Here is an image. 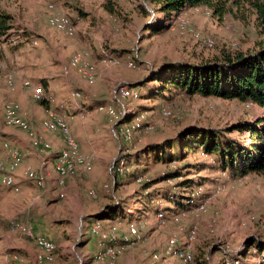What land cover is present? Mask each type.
Wrapping results in <instances>:
<instances>
[{
  "label": "rangeland",
  "instance_id": "1",
  "mask_svg": "<svg viewBox=\"0 0 264 264\" xmlns=\"http://www.w3.org/2000/svg\"><path fill=\"white\" fill-rule=\"evenodd\" d=\"M100 1L3 2L4 9L13 16L14 32L11 35L13 40L8 38L0 42V130L20 131L5 121L4 105L12 101L18 105L20 116L29 107L40 111L39 126L38 123L35 125V131L30 126L32 135H26L32 139L40 137L42 145L44 136L50 133L42 127V122L49 117L47 111L63 117L70 130L74 129L81 136L84 131L89 133L88 140L97 157L94 165L91 157L87 156L91 160V168L88 171L78 170L64 181L62 187L67 180L77 179L82 182L77 194L94 202L101 186L109 198L107 206L119 203L126 218L104 221V217L100 216L102 219L93 220L87 233H84L86 227L80 222L81 212L74 209V205L71 208L67 205L68 198H57L55 206H46L48 200L43 199L42 190L45 188V173L26 166L25 175L26 169L30 168L44 180V184L37 185L35 180L26 175L37 188L26 183L18 195H7V192L0 195V264L18 262L20 253L14 246L19 249V246L25 247L30 263L35 259V264H61V261L92 264V260L109 264L94 259L95 254L106 247L90 232L95 222H99L105 232L112 226L118 229L116 242L117 245H123L124 250L114 264H119L121 258L127 261L122 264H184L178 257L184 249H188L192 255L191 264H264L261 256L247 244L248 240L264 241V176L248 175L240 178L215 170L213 158L202 154L200 150L185 155L179 146L166 150L165 156H171L173 162L161 159L156 151L164 142L178 139L179 133L187 128L226 132L228 138L242 142L246 134L227 131L239 123L257 122L264 117V109L236 100L187 96L178 92L169 95L166 88L161 93V84L150 81L161 76L160 70L168 64H199L223 54L254 50L262 39L254 19L250 17L242 22L228 14L218 20L207 16L205 11L204 14L200 13V8H191L180 13L170 26L169 19L154 11L149 0H102L101 6ZM49 5L54 6L53 11ZM104 5L115 9L116 14H109L108 17ZM54 12L66 15L75 25L77 21L72 16L81 17L83 22L80 31L77 32L76 25L71 38L56 31L48 24ZM180 16L188 18L189 23L184 26L187 28L181 29L176 24ZM149 24H164L166 28L156 34L144 31ZM205 39L211 40L213 45L209 47L203 44ZM82 52L87 54V60L95 70V79L91 82L82 78L79 67L70 64L75 55ZM129 61L135 63V69L127 65ZM71 72H75L87 85V93L73 86L63 94L55 93L58 87L48 88L46 82L56 85L64 80V73L70 76ZM7 77L12 78L13 90L7 86ZM41 80H45V84H40ZM25 82H29L32 88L25 87ZM21 84L23 88L31 89V94L22 89ZM36 86L42 88L46 96H51L53 102L35 101L32 90ZM121 87L136 90L138 97L117 100L116 93ZM74 92L80 93L79 99H73ZM155 96L160 97L155 99ZM107 104L120 114L114 124L105 112L97 111V108ZM142 113L143 126L133 132L132 121ZM82 125H85L84 129ZM121 125L132 134V140L124 141L120 137L118 132ZM53 141L54 145L51 146L56 154L60 142H64L58 134ZM4 145L18 150L21 155L16 146L4 143L1 148L7 152V161L8 149ZM48 148L49 145H44V152ZM144 149L149 151L145 152ZM121 156L127 159L132 172L127 176L116 177L113 169L117 158ZM215 171L218 177L210 180L208 175ZM138 176L144 178V183H136ZM191 180L201 184L194 190L200 188L202 193L207 194L197 205L204 202V211L196 212L191 210L192 207L189 212H179L177 215L164 213V217L158 219L159 209L164 210L168 204L166 195L170 193L176 198L181 195L187 197L193 189L190 191V187L184 183ZM118 186L119 192L113 195ZM77 204L80 205V202L76 201ZM56 218H65L67 221L55 225L52 221ZM129 225L137 231V237L129 234ZM24 227L51 241L54 244L53 251L38 249L34 240L20 230ZM192 230L196 235L189 242ZM83 233V240L90 244L86 249H83L85 242L81 243ZM76 240H80L79 243ZM171 240L175 241L174 247H170ZM83 252L91 253L87 260ZM234 257L240 260L230 262Z\"/></svg>",
  "mask_w": 264,
  "mask_h": 264
},
{
  "label": "trees",
  "instance_id": "2",
  "mask_svg": "<svg viewBox=\"0 0 264 264\" xmlns=\"http://www.w3.org/2000/svg\"><path fill=\"white\" fill-rule=\"evenodd\" d=\"M4 1L0 0V41L10 38L12 35L10 31L13 29V16L1 6ZM149 2L153 5L154 11L164 14L169 19L170 26L180 13L196 7L200 8V13L205 11L207 16H213L218 20L228 14L242 22L252 17L262 38L254 50L223 54L221 57L199 64H168L160 70V78L155 76L157 79L152 78L150 81L161 84V93H164L166 88L169 95L178 92L187 96L236 100L264 109V0H149ZM104 9L110 15L116 14L115 9L108 5H104ZM165 28L164 24H149L144 31L156 34ZM156 97L160 96H155V99ZM232 132L246 134L245 140L239 142L228 138L226 132L213 129L187 128L179 133L178 139L164 142L156 151L161 159L173 162L171 156H165L166 150L179 146L184 155L190 152L195 154L200 150L202 154L213 158L215 170L240 178L248 175L264 176V117L250 124L246 122L236 124L227 131ZM127 164L130 167L128 161ZM131 172L132 170L125 175ZM113 174L116 177H123L117 176L114 169ZM184 184L190 187V191L193 189L192 192L187 197L181 195L180 198L168 193L166 195L168 204L164 210L159 209V213L177 215L179 212H189L207 195L202 193L200 188L194 190V187L201 185L198 182L191 180ZM121 211L119 203L106 206L100 214L92 216V221L99 219L100 216L104 217V220H123L126 217ZM247 244L264 260L263 240L257 242L248 240ZM238 258L234 257L230 262L240 260Z\"/></svg>",
  "mask_w": 264,
  "mask_h": 264
},
{
  "label": "bare ground",
  "instance_id": "3",
  "mask_svg": "<svg viewBox=\"0 0 264 264\" xmlns=\"http://www.w3.org/2000/svg\"><path fill=\"white\" fill-rule=\"evenodd\" d=\"M49 9L52 11L54 10L53 5H49ZM196 10L198 8H195ZM179 16V15H178ZM176 24L180 25V28L182 29L184 26H186L189 23L188 18L180 16L175 21ZM48 24L53 27L56 31L64 33L68 37H73L76 31V25L70 18H68L66 15H62L60 13L54 12L53 15H51L48 19ZM187 28V27H184ZM183 29L182 31H184ZM196 37V36H195ZM203 44H207V46H212V41L209 39H205L203 41ZM34 45H36V42H33ZM87 54H84L83 52L81 54L75 55L74 59L71 61L72 67H79L80 73L82 75V78L87 81L91 82L93 79H95V70L92 64H90L87 60ZM127 65L135 69L136 65L135 63L129 61ZM7 86L10 90H13L12 87V78L7 77ZM29 82H25V87H30ZM32 88V87H30ZM33 99L37 102L46 101V102H53L51 96H46L42 88L40 87H33ZM73 99H79L80 93L74 92L72 93ZM138 95L133 89H128L126 87H121L117 90L116 98L117 100H126L129 98H137ZM4 117L5 121L10 125L18 130L24 132L27 135H32V129L29 125V123L23 118L22 116L18 115L19 107L15 102H7L4 105ZM97 111H103L107 114V116L110 119V122L116 121L118 117V113L116 110L110 106H102L97 108ZM143 113L137 115L134 120L132 121V130L133 132L136 130H140L143 126ZM63 121V123H62ZM42 127L45 131L50 133H58L64 142V149H62L57 157L55 158V164L53 166V172L56 175V180L60 185H63L64 181L68 178H70L74 173H76L78 170H86L88 171L91 168V160L82 156L79 151L78 144L74 138V136L71 134L68 123L66 120L61 117L55 115L53 112L49 114V118L44 120L42 122ZM119 134L121 135L122 139L124 141H130L133 139L132 134L126 129L125 127L120 126L119 128ZM5 149H8V161L7 163H4L2 160H0V184L2 187L9 188L12 192L17 193L19 192V188L17 185H15L14 177L12 175V172L16 170L19 166H21L23 160L22 156L20 155L19 151L14 148H7L6 145H4ZM62 155V159H61ZM130 171V167H128V164L126 162L125 157H119L117 158V161L115 163L114 172L117 176H124ZM27 175L34 179L36 181L37 185H43L44 180L39 178L35 173L31 171L30 168L26 169ZM145 180L143 177H138L136 179V183H143ZM205 208V203H201L198 207L194 208L193 211H200L203 212ZM158 219H162L164 217L163 213L157 214ZM20 230L23 232V234L29 238H32L37 246L38 249L44 251V252H50L54 249V244L46 240L45 238L41 237L40 235L36 234H30L32 232H35L34 230L24 227L20 228ZM118 229L115 226H112L109 231H103L102 227L100 226L99 222H95L90 227V232L95 236V232H98V239L100 240L101 244H106V247H103L102 250H100L98 253L95 254L94 259L98 262H106L109 264H114L116 259L122 254L124 247L123 245H117L118 239H116ZM128 232L132 237H137V231L131 227V225L128 226ZM190 236L188 237V241L191 242L193 238L195 237L196 233L195 231H191L189 233ZM117 241V242H116ZM51 242L52 244L45 245L44 243ZM175 241H170V247H174ZM178 257L184 262V264H191L192 263V255L188 251V249L182 250Z\"/></svg>",
  "mask_w": 264,
  "mask_h": 264
},
{
  "label": "crops",
  "instance_id": "4",
  "mask_svg": "<svg viewBox=\"0 0 264 264\" xmlns=\"http://www.w3.org/2000/svg\"><path fill=\"white\" fill-rule=\"evenodd\" d=\"M101 4H102V0L100 1L99 5L101 6ZM1 6H2V9L5 10L4 7H3V2H2ZM59 10H61V9L59 8ZM6 12L8 14L12 15L9 11H6ZM63 13H67V12H63ZM107 16L105 18H107ZM72 17L74 19H76V21H77V24H76L77 26L76 27H77V32H78L81 29V25H82L81 23L83 22V19L81 17H79V16H72ZM108 17H110V15ZM103 29L105 31H107V33H109V31L106 29V27H103ZM13 32H14L13 30L10 31V33H13ZM10 39L13 40V37H10ZM0 42H3V41L1 40ZM2 47L4 49V46H2ZM15 48H17V46ZM100 56H101V54H100ZM64 75H66L67 77L64 76ZM64 75H63L62 78L65 81L63 80V81L59 82L56 85L55 84H51V82H49V81L46 82L45 80L44 81L41 80V81H39V83L40 84L41 83L45 84V82H46L48 88H50V86L51 87L53 86L52 89L54 87H58L57 88L58 90L55 93H59V94L66 93V90L70 89V86H73L74 88H77V89H82L84 91V93L88 92L87 85L84 82H82L76 76L77 74L75 72H71L70 76H68L67 73H64ZM39 79H46V78H39ZM21 87H22V89L27 90L31 94V89L23 88L22 84H21ZM49 90H51V89H49ZM52 91L54 92L55 90H52ZM134 91H136V90H134ZM49 112H52V111H47V115L48 116H49ZM23 114L28 115V116L26 117ZM22 115L21 116L23 118H25L27 122H29L30 126L35 131V125L38 123V121H39V119L41 117L40 111L37 110L36 108L29 107L28 110H25V112L22 113ZM30 117L33 118V121L31 120ZM38 126H39V123H38ZM82 126H83V129H84L85 125H82ZM119 128H120V126H119ZM69 129H70V127H69ZM70 132L73 133L72 135L75 136L74 138H76L75 140H77L76 142H78L77 144H79L78 147H79L80 154L82 156L86 157V158H88L87 156L91 157L92 163L94 165L95 158H97V157H96L95 151L93 149H91V143L88 140L89 133L84 131V135L81 136L74 129L70 130ZM57 134L58 133H53V134L48 133L47 135L44 136L45 137V139H43L44 145H46V144L49 145L48 150L46 152H44L45 151L44 145H42L40 137L38 139V136H36V138L32 139V138L27 137V135L25 133L21 132V131H17V130H3L2 131V130H0V158L3 159L4 161H7V152L3 148H1V146L4 143H7V142L10 143L11 145L16 146L20 150L21 155L23 157V163H22L21 166H19L20 168L18 167L19 169L17 168L18 169V170L16 169L17 171L14 170L12 172L13 177H14V173H15L14 182H15V185H17V187L19 188L20 191L18 193H14L9 188L0 187V195L5 193V192L8 193L7 195H12V194L18 195L21 192L22 187H24V184H26V183H30L32 186L37 188L34 185V183L27 178V176H26L27 174L25 175L24 167L26 168V166H29V167L32 166L33 168H37L41 172L45 173V175H44L43 173L40 172L41 174H43L45 176V185H44L45 188L42 189V190H43V199L44 200H46V199L48 200L46 206L47 205L48 206L49 205L55 206L56 202H57V200H56L57 198H61V199L68 198L69 199V204H67V203L66 204L68 206H70V208H71L72 205H74L75 206L74 209H76V210L81 212V215L79 216L80 222H81V224L83 226L86 227L84 233H87L88 226L92 222V216L98 215V214H100L103 211V209L108 205V199L109 198L106 197V194L101 190V186L97 190L99 192L97 193L98 196H97L96 201L92 202V201L89 200L90 198L86 199V198H83L82 196L80 197L77 194V190L80 189L79 187H80V185L82 183L79 180H77V179H72L71 181L67 180L63 187H62V185H60L57 182L56 175L53 172V160H55V158L59 154L60 150L64 146V144L61 141L60 142V149H58L57 153L54 154V150H52V146L51 145H54L53 139H54V136H56ZM58 136H59V134H58ZM120 137H121V135H120ZM29 140H30V145L31 146L29 145ZM37 149L41 153L38 152ZM88 159H90V158H88ZM23 170H24V173H23ZM22 174H23L24 178L22 177ZM217 174H218L217 171L211 172V174L208 175V176H210L209 179L210 180L216 179L218 177ZM25 180H27V182ZM119 190H120V187L118 186L116 189H114L113 195L115 193H118ZM69 195H71V197H69ZM72 196H74V197H72ZM76 201H79L81 206L79 204L76 205ZM68 211H69V208L67 209V212ZM69 213H70V211L68 212V214ZM114 220H116V219H114ZM114 220H104V221H114ZM66 221H67V219H65V218H63V219L62 218H56V219H53L52 223L55 224V225H57V224L60 225L62 222H66ZM105 225H108V224H105ZM104 227H107V226H104ZM84 233L81 234V237H82L81 238V243L85 242L83 244L84 245L83 249H86L90 244H86L87 240H83ZM47 237L50 238V236H47ZM79 241L80 240H76V243H79ZM93 241H95V240H93ZM16 247L17 246H14V249H16L20 253V255H18L19 256L18 262H14L15 264H35V259L31 260V263H30V258L27 257L29 255L28 254V250L27 249L25 250L24 249L25 247L23 248L22 246H19V247H21V249L16 248ZM83 253H84L83 257L85 258V260H87L91 253H89V252H87V253L83 252ZM10 256H13V255H10ZM123 259L121 258V261L119 262V264H122V262L123 263L124 262L127 263V261H125ZM57 262H58V259H57ZM3 263L7 264L5 262H3ZM61 264H68V263H64L63 261H61ZM92 264H100V263H97V262L92 260Z\"/></svg>",
  "mask_w": 264,
  "mask_h": 264
},
{
  "label": "built area",
  "instance_id": "5",
  "mask_svg": "<svg viewBox=\"0 0 264 264\" xmlns=\"http://www.w3.org/2000/svg\"><path fill=\"white\" fill-rule=\"evenodd\" d=\"M108 105V104H107ZM50 113V112H49ZM118 116H120V114L118 113ZM62 123H63V121H62ZM113 124H114V122H113ZM61 159H62V155H61ZM30 234H36V232H32V233H30ZM98 238V232H95V239H97ZM45 245H49V244H52L51 242H48V243H44Z\"/></svg>",
  "mask_w": 264,
  "mask_h": 264
},
{
  "label": "water",
  "instance_id": "6",
  "mask_svg": "<svg viewBox=\"0 0 264 264\" xmlns=\"http://www.w3.org/2000/svg\"><path fill=\"white\" fill-rule=\"evenodd\" d=\"M99 219H102V218H99Z\"/></svg>",
  "mask_w": 264,
  "mask_h": 264
}]
</instances>
